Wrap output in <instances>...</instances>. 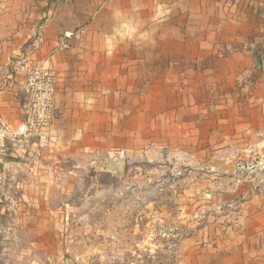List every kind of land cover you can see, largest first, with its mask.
I'll return each mask as SVG.
<instances>
[{"label":"crops","instance_id":"1","mask_svg":"<svg viewBox=\"0 0 264 264\" xmlns=\"http://www.w3.org/2000/svg\"><path fill=\"white\" fill-rule=\"evenodd\" d=\"M46 59L49 143L0 145V189L50 210L93 177L142 190L154 175L178 218L203 224L179 264H264V0H0L4 127L20 125L27 72Z\"/></svg>","mask_w":264,"mask_h":264},{"label":"rangeland","instance_id":"2","mask_svg":"<svg viewBox=\"0 0 264 264\" xmlns=\"http://www.w3.org/2000/svg\"><path fill=\"white\" fill-rule=\"evenodd\" d=\"M154 181L126 190L122 176L93 177L50 210L24 206L19 190L1 188L0 264H179L194 229L178 218L172 191Z\"/></svg>","mask_w":264,"mask_h":264},{"label":"built area","instance_id":"3","mask_svg":"<svg viewBox=\"0 0 264 264\" xmlns=\"http://www.w3.org/2000/svg\"><path fill=\"white\" fill-rule=\"evenodd\" d=\"M83 34L84 31L81 29L61 34L57 50H70L74 40ZM56 81L57 71L50 59L43 60L28 70L22 88L23 119L16 128H6L0 122V145L9 140L27 147L36 144L39 148H44L48 145V130L57 116ZM256 167L264 171V158L257 161Z\"/></svg>","mask_w":264,"mask_h":264},{"label":"trees","instance_id":"4","mask_svg":"<svg viewBox=\"0 0 264 264\" xmlns=\"http://www.w3.org/2000/svg\"><path fill=\"white\" fill-rule=\"evenodd\" d=\"M203 228V225L202 226H200L199 228H197L195 231H198V230H200V229H202ZM194 231V232H195Z\"/></svg>","mask_w":264,"mask_h":264}]
</instances>
